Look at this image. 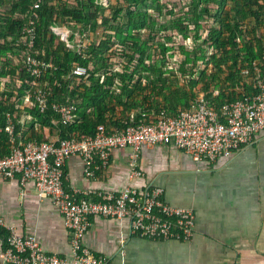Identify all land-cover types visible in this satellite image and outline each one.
Returning <instances> with one entry per match:
<instances>
[{"label": "trees", "instance_id": "16d2710c", "mask_svg": "<svg viewBox=\"0 0 264 264\" xmlns=\"http://www.w3.org/2000/svg\"><path fill=\"white\" fill-rule=\"evenodd\" d=\"M106 1L0 0V8L5 5L0 9V156L18 140H43L51 132L80 138L97 126L119 130L188 109L198 95L218 109L223 102L256 91V78L264 73V0H232V5L226 0H185L183 15L157 26L192 39L190 52L179 46L185 56L175 70H164L163 62L154 65L172 47L165 42L171 34H151L155 20L150 10L160 14L165 3ZM167 5L164 12H172ZM29 25L34 30L32 55L48 64L39 78L49 90L48 99H66L75 105L66 124L57 121L46 103L40 110L31 95L26 46L19 39L21 29ZM53 25L69 29L68 39L75 41L81 35L88 43L78 53L69 50L51 32ZM98 25L102 31L95 40ZM140 29L148 31L147 38H140ZM153 42L160 57L147 63ZM75 64L83 65L86 74L67 77ZM178 72L184 87L175 80ZM7 116L12 134L4 129ZM0 235L4 242L2 227Z\"/></svg>", "mask_w": 264, "mask_h": 264}, {"label": "built area", "instance_id": "2783aa9c", "mask_svg": "<svg viewBox=\"0 0 264 264\" xmlns=\"http://www.w3.org/2000/svg\"><path fill=\"white\" fill-rule=\"evenodd\" d=\"M50 30L60 36L71 51L78 53L85 47L81 35L75 34V41L67 38V28L53 25ZM20 33L19 39L26 46L25 69L31 77L32 97L40 110L46 103L56 114L57 121L66 124L73 116L74 103L48 99L49 90L39 79L48 64L32 55L33 27L25 26ZM85 74V67L75 64L67 77ZM256 85L255 92L223 102L218 109L209 107L198 95L190 108L179 109L169 116L162 113L151 122L128 124L113 131L97 126L92 134L80 138L55 134L43 140H18L6 155L0 156V176L17 174L20 185L30 180L37 197H48L52 201L68 228L69 251L66 254L45 251L33 233L19 234L12 224L0 217V227L6 231L5 244L0 248V264H110L108 256L94 252L83 242L91 216L124 219L130 233L143 237L188 239L194 231L193 210L165 201L161 186L126 185L117 192L67 189L63 185L65 159L79 155L84 174L93 176L96 170L107 165L113 148H127L129 176H135L139 174L135 167L141 148L157 143H170L195 162L228 158L252 143L256 134L264 130V73L256 78ZM12 126L7 116L4 126L7 133L12 134ZM0 241L3 242L1 235Z\"/></svg>", "mask_w": 264, "mask_h": 264}, {"label": "crops", "instance_id": "0c3cea01", "mask_svg": "<svg viewBox=\"0 0 264 264\" xmlns=\"http://www.w3.org/2000/svg\"><path fill=\"white\" fill-rule=\"evenodd\" d=\"M255 137L211 163L194 162L171 144L143 147L135 176H129L127 148H113L93 176L84 174L79 155L68 156L67 189L117 192L153 184L162 187L165 201L194 212L186 240L143 237L130 233L124 219L91 216L84 244L110 264H264V130ZM0 217L19 234L33 233L43 250L68 253V228L52 201L36 196L30 180L20 185L17 174L0 176Z\"/></svg>", "mask_w": 264, "mask_h": 264}, {"label": "rangeland", "instance_id": "374dc122", "mask_svg": "<svg viewBox=\"0 0 264 264\" xmlns=\"http://www.w3.org/2000/svg\"><path fill=\"white\" fill-rule=\"evenodd\" d=\"M163 2V4H168L166 6V8H170L172 12H169V13H166L164 12V6H161V13L158 14L156 13L155 11H151V14L155 20V23L153 25V32H151V34H158V33H162V34H171L170 36L172 37V39L168 40V41H165L167 42L168 45H172L171 49L167 50L166 51V54L163 56V58H159L160 56L158 55L159 53L157 49L154 48V46L156 45L154 42L152 43V46H150L148 49L149 51L151 52V54H149V58L146 59L145 61L148 63H152L154 59L156 58H159L160 59V62L158 59H156L154 65L155 67H157L161 62L164 63L163 65V68L164 70L165 69H173L175 70V68H177V64L179 63V61L181 60V58H183L185 55L182 54V50L179 48V46H182L183 49H186L188 50L189 52L192 50V48H194V44L192 43V39L190 36L184 38V39H181L179 37V35L176 33V31H173L171 32L170 28H160L157 29V26L159 23H163V24H166V23H170L171 22V19L177 15H183L182 13L185 11V0H160ZM188 1V0H186ZM170 2H175L174 5H172ZM102 3H107L106 0H102ZM227 5H232L233 4V1L232 0H226L225 2ZM5 8V5L4 6H1L0 9H3ZM182 21L185 22V20L183 19ZM102 31V26L101 25H98L96 26L95 28V32H94V39L96 40V38L98 37V35L101 33ZM262 31L264 32V27H262ZM140 38H147V35H148V31H146L145 29H140L139 30V34ZM155 40H158L157 38ZM82 45L83 47L88 43V40L83 38L82 36ZM188 56V54H187ZM185 66V65H184ZM175 75L177 76L176 77V81L178 82V84H183V87L185 84V81L183 78H181L179 76V72L178 73H175ZM174 81V80H173ZM189 158V157H188Z\"/></svg>", "mask_w": 264, "mask_h": 264}, {"label": "clouds", "instance_id": "9594fccd", "mask_svg": "<svg viewBox=\"0 0 264 264\" xmlns=\"http://www.w3.org/2000/svg\"><path fill=\"white\" fill-rule=\"evenodd\" d=\"M157 144H170V143H157ZM172 145V144H171ZM174 146V145H173ZM182 151V150H181ZM187 155V154H186ZM190 159L191 157L189 155H187ZM219 158V157H218ZM226 158V157H225ZM192 160V159H191ZM195 162V161H194ZM198 162H206V163H211V162H207V161H198ZM214 162V161H212Z\"/></svg>", "mask_w": 264, "mask_h": 264}]
</instances>
